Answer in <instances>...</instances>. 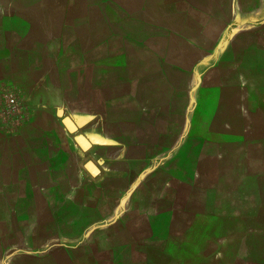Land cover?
<instances>
[{
    "label": "rangeland",
    "instance_id": "1",
    "mask_svg": "<svg viewBox=\"0 0 264 264\" xmlns=\"http://www.w3.org/2000/svg\"><path fill=\"white\" fill-rule=\"evenodd\" d=\"M47 71L83 160L147 115L73 200L19 170L57 141L17 134L64 127L22 90ZM0 164V264H264V0H0Z\"/></svg>",
    "mask_w": 264,
    "mask_h": 264
},
{
    "label": "crops",
    "instance_id": "2",
    "mask_svg": "<svg viewBox=\"0 0 264 264\" xmlns=\"http://www.w3.org/2000/svg\"><path fill=\"white\" fill-rule=\"evenodd\" d=\"M27 52L30 51L27 50ZM64 72L65 71H62L60 74L61 79L59 76L57 80L53 78V74H50L49 71L44 72L41 76H39L38 79L33 78L34 80L32 81V86L22 88L23 92L27 95L28 100L38 108V111L41 110L45 111L46 114H50V110H53L57 112L56 115L58 118L64 117V119L62 120L64 127H57L56 129L59 128V130H54L51 132H21L17 134V137L20 139V142L23 145V147L19 149V151H17V155L22 154V151H26V155L29 157L30 155L27 150H30L31 152L33 151L32 144L34 143V141L45 142V140H48L49 137H52L57 141V148L50 154L49 151H51L52 149L45 148V150H48L43 154V157L48 156L45 161L41 160V162L38 163L26 162L25 164L20 165V169L19 166L11 168L13 171L18 169L20 171H23L22 168L24 167V172L33 173L32 177H34L35 173V176H37L38 179V184L43 180L45 174L47 176V180L50 182V187H54V189L52 190H54L58 194H64L66 199L73 200V196H76L75 192L81 189L83 185L87 189H89L88 191L90 193L91 187L89 185V182L95 180V177L100 172V167L97 165V160L100 159L98 153H100L101 148L103 150H107L108 148L114 147L115 144L112 142V140L115 138H119V136L123 134V132H121L119 129H121L124 125L139 126L140 124H144L147 115L143 114V110L141 111L142 114L137 116L122 114L116 117H109L106 113V115L103 117L104 119L102 118L101 120V122L105 123L107 126L104 130L105 137L103 138L105 140L100 144L99 149H94V155L91 158L92 161L83 160L87 157L86 151L88 148L83 149L77 142V137L82 135L89 141L90 145H93L94 147L97 145H94V141L88 138L85 134H79L74 138L70 133L73 131H69L65 125L66 120H71L76 126L75 130L80 129V126L78 124L79 122L77 120L68 117L65 118L64 116L65 108L73 107L76 104L74 102L75 100L72 98L69 88L66 86V83L62 78V76H64ZM52 73H54V71ZM141 107L144 108L145 105ZM159 107H156V110L158 109L157 111H159ZM56 115L45 117V119L50 120V118H53L54 121L58 122ZM38 122V120L33 121L32 126L35 125V123L37 124ZM111 126L112 128L116 126V131H113ZM89 162H92L98 169L99 172L97 175L93 176L86 169V164ZM2 170L3 166L2 164H0V173L2 172ZM16 182V180H13L11 181V184H16ZM67 187L71 189L69 195L67 194V191H65Z\"/></svg>",
    "mask_w": 264,
    "mask_h": 264
},
{
    "label": "water",
    "instance_id": "3",
    "mask_svg": "<svg viewBox=\"0 0 264 264\" xmlns=\"http://www.w3.org/2000/svg\"><path fill=\"white\" fill-rule=\"evenodd\" d=\"M65 125L69 131H74L76 129L75 124L71 120H66ZM77 142L83 149H87L90 146L89 141L84 136L77 137ZM86 169L93 175L98 174V169L95 167V165L91 162L86 164Z\"/></svg>",
    "mask_w": 264,
    "mask_h": 264
},
{
    "label": "built area",
    "instance_id": "4",
    "mask_svg": "<svg viewBox=\"0 0 264 264\" xmlns=\"http://www.w3.org/2000/svg\"><path fill=\"white\" fill-rule=\"evenodd\" d=\"M6 98H7V103L10 107V110L12 111V113L17 112L18 110H20V101L19 98L16 95H10V94H6Z\"/></svg>",
    "mask_w": 264,
    "mask_h": 264
}]
</instances>
